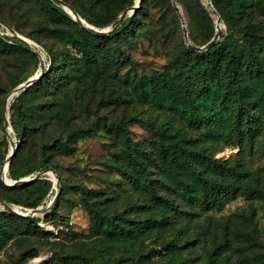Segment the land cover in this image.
Listing matches in <instances>:
<instances>
[{"label":"trees","instance_id":"1","mask_svg":"<svg viewBox=\"0 0 264 264\" xmlns=\"http://www.w3.org/2000/svg\"><path fill=\"white\" fill-rule=\"evenodd\" d=\"M63 1L79 16L85 17L72 1ZM157 1L168 2L179 18L172 0ZM31 2L51 19V27L45 29H49L54 40L64 46L56 49L44 46L20 26L13 27L21 36L40 44L49 63L47 71L22 90L9 106V120L19 144L23 142L31 120V113L27 112L22 97L42 89V83L52 71L58 73L60 65L65 66L67 73H63L64 69L59 71L62 84L54 83L55 90L66 86L64 80L68 79L69 83L73 76L86 75L95 80L101 75L100 61L110 63L127 58L119 51L117 58L111 60L113 49L107 45L108 42L112 41L114 49H118L115 46L118 39L147 14L146 0H141L139 7L110 32L96 33L74 19L55 0ZM210 2L216 14L232 30V35L216 40L208 49L201 51L190 49L181 40L159 73L141 77L133 85L130 90L132 97L142 106L147 105V116L139 121L146 126L149 137L137 142L129 137L127 125L137 119V113L112 124L114 135L118 137V147L109 150L111 159L108 165L134 191L121 195L119 191L79 187L90 230L94 234L91 243L99 248H94L92 254L63 255L54 250L53 255L62 256L63 262L77 259L78 264H264V221L260 225L254 206L243 207L231 216L204 225L198 219L201 212L219 209L237 195L250 201H261L264 207V164L260 169L252 170L242 159L244 153L253 151L256 136H264V19H253L254 11L264 16V2ZM134 3L135 0L128 6ZM185 6L195 30L193 33L189 29V41L194 46H203L216 32V20L210 16L214 12L200 0H187ZM124 11L122 9L118 14ZM0 21L12 26L1 16ZM233 38L244 45L240 56L233 48ZM65 44L71 45L80 56H73ZM1 49L25 52L34 58L35 63L40 62L37 53L18 36L11 39L0 36ZM20 82L16 80L9 89ZM102 85L106 86L104 81ZM6 93L3 88L0 105ZM75 102L64 92L61 99L39 101L31 105V109L37 110L47 125L51 122L70 129V121L82 109L79 108L80 103ZM1 116L0 112V119ZM74 135L70 134L71 137ZM61 139L58 134L51 140L43 138L41 143L45 149L56 143L57 146L59 143L66 145ZM18 146L8 170V176L14 180L38 166L36 163L16 164ZM225 147H237L238 152L226 158H216V154ZM41 169L57 171V166L43 160L40 161ZM1 175L0 171V199L9 205L35 208L51 188L46 179L8 186ZM32 186L42 188L41 195L29 201L18 197L21 190ZM55 214L53 207L45 213L44 220ZM38 220L35 216L0 211V247L16 234L43 231L44 226H39ZM106 239L112 246L107 249L117 248L115 262L102 256ZM157 255L159 259H155Z\"/></svg>","mask_w":264,"mask_h":264},{"label":"rangeland","instance_id":"2","mask_svg":"<svg viewBox=\"0 0 264 264\" xmlns=\"http://www.w3.org/2000/svg\"><path fill=\"white\" fill-rule=\"evenodd\" d=\"M70 1L77 5L82 15L92 22H88L85 17L80 15L88 24L97 28H105L112 26L119 15L118 13L122 9L127 10L130 7L128 6L129 3L133 0ZM175 2L185 19L187 31L189 32L190 29L194 33L195 30L187 17L185 6L187 0H175ZM200 2L207 6L206 0H200ZM145 6L147 14L142 16V21L139 24L134 23L131 30L118 39L115 45L118 49H114L112 41L107 44L113 49L112 55H110L111 60L117 58L119 51L127 56L125 60L115 59L114 61L110 60V63L105 62V60L100 61L101 75L95 80L86 75L69 76V83L68 79L64 80V82L66 81V86L63 87L65 94L68 93L71 99L80 103L79 108H82L78 116L70 121V129L51 122L47 125L42 120L43 118L39 117L37 110L31 109V105L36 102L63 97L62 87L56 90L53 88L54 83L62 84L59 71L63 70L65 66L60 65L58 73L52 71L38 92L22 97L27 105V112L31 113V120L28 121L27 131L21 144L18 143L13 128L10 132L14 147H17V144L20 145L15 163L23 166L36 163L38 166L35 167L36 170L19 179H27L24 184L38 179L49 181L51 188L37 207L45 208L57 195L52 206L55 208L56 214L46 222L41 221V217L44 218L45 213L35 216L39 218L37 224L41 227L44 226L43 231H28L25 234H16L11 239L5 240L0 247V264H28L31 261L40 260H42L40 264H78L77 259L68 263L63 262L62 256H54L53 251L58 250L63 255L78 252L92 254L94 248H99V246L91 243L94 234L90 230L89 216L82 202L79 187L100 188L111 192L119 191L122 193L121 195L134 191L133 187L108 165L111 159L109 150H115L118 147V137L114 135V126L111 125L137 113V119L132 120L127 125L129 137L134 142L146 140L149 137L146 126L143 125L142 121H139L142 117L147 116V105L142 106L136 98L132 97L130 90L139 78L159 73L180 46V41L183 40L184 42L181 21L178 17L176 18L177 14L168 2L159 3L157 0H146ZM209 10L211 9L209 8ZM70 15L72 16L71 13ZM0 16L12 23L10 27L20 26L23 31L38 38L44 46H51L54 49L64 46L63 43L54 40L49 29H45L51 27V19L46 16L43 9L37 8L31 0H0ZM210 16L215 21L218 15L215 17L213 13H210ZM253 19L254 21L262 20L264 16L254 11ZM219 20L222 36L219 35L218 39L223 40L225 36L232 35V30L228 29L220 17ZM2 23H0V36L8 39L16 36L11 34L3 25L5 23ZM231 42L234 50L240 56V52L244 50V45L235 38ZM29 46L42 59V64L40 62L35 63L34 58L25 52H13L9 49L0 50V100L3 96V88L7 90L4 101L0 105L1 114L7 95L14 89H9L13 82L21 80L20 83H22L30 76L40 73L41 69L47 71L49 63L44 48L36 42ZM65 48H68L73 56H80V53H77L71 45L65 44ZM101 58L105 59L104 57ZM63 73L66 75L65 69ZM102 81L105 82L106 86L102 85ZM20 92L13 95L9 106ZM8 111L10 113L9 109ZM72 133H75L74 137L70 136ZM58 134L66 145L63 146L59 143L57 146L56 143L51 148H43L41 143L43 138L51 140ZM263 141L264 136L261 134L256 136L253 151L244 153L242 157L245 165L252 170L260 169L261 165L264 164ZM9 149L10 144L1 116V168ZM237 152V147L235 149L225 147L222 152L216 154V158H226L235 155ZM43 160L56 163L57 171H55L59 180L62 181L59 187H56L51 176L41 173L43 170H40V161ZM7 177L10 178L8 171ZM41 193L42 188L32 186L21 190L18 197L29 201ZM0 195H2L1 187ZM0 201L3 200L0 199ZM119 205L124 207L123 204ZM249 205L256 208L257 219L262 225L264 221L263 203L256 200L250 201L241 195L232 197L219 209L201 212L198 219L202 225L207 222H216ZM17 208L23 213L32 209L21 205H18ZM4 210L8 211L0 205V211ZM105 242L106 247H104L102 256L108 257L111 262H115L113 259L118 255L117 248L107 249L112 246L109 245L107 239ZM98 257L100 256L98 255ZM155 259H159V256H155ZM185 264L198 263L188 262Z\"/></svg>","mask_w":264,"mask_h":264},{"label":"water","instance_id":"3","mask_svg":"<svg viewBox=\"0 0 264 264\" xmlns=\"http://www.w3.org/2000/svg\"><path fill=\"white\" fill-rule=\"evenodd\" d=\"M55 1L59 5H61L65 10L68 9L70 12L68 10L67 11L72 14L74 19L78 20L81 24L85 25L91 31L96 32V33H108L114 28V26L118 22H120L122 19H124L127 15H131L134 12V10L139 7L141 0H135V3L133 5H131L127 10H125L123 13H121L119 15L118 19L113 23L112 26H108V27H105V28H97V27H94V26H92L90 24H84L83 23L84 19L81 18L79 16V14L73 8H71L67 3H65L63 0H55ZM172 3H173V6L175 7V9H176V11L178 13L180 21H181V26H182V31H183V38H184V42L186 43V45L190 49H193V50H196V51H201V50L208 49L218 39V37L220 35L221 26H220L219 17L217 16V19H216V23H215L216 32H215L213 38L208 43H206L203 46H194L189 41L188 31H187L185 19H184L183 15L181 14L180 10H179V7L175 3V0H172ZM206 3L213 10L214 14L217 15L215 10L212 8L210 0H206ZM0 23H2V22L0 21ZM3 25L5 27H7V29L10 31L11 34H15L16 36H18L19 38L24 40L28 45L31 44L30 43L31 40L29 41L27 38L21 36L13 28L8 27L5 24H3ZM32 43H34V42L32 41ZM40 64H42V59L41 58H40ZM43 73H44V70L41 69L40 73L30 76L24 82L20 83L16 87H14V89L7 95V98L5 99V102L3 104L2 121H3V125H4V127L6 129V134H7L8 140H9L10 149H9V152L6 155L5 161H4V164L7 163L5 171L3 170L4 164H3L2 168H1V173H2L1 179L8 186L22 185V184H24L27 181V179H24V178L18 179V180H11L10 178L7 177V171H8V168H9V164H10L11 158H12L14 152H15V149H16V146L14 147V142H13V139H12L11 134H10V132H12V127H11V123H10V120H9V116L7 117V115H6V110L9 109V104H7L8 103V97L9 96L13 97V95H15L18 92L24 90L27 86L31 85L33 82H35L37 79H39L42 76ZM41 173L42 174H48L49 176H51V178H53L52 175H54L53 179H54L56 187L60 186V180H59V177H58L57 172L55 170L46 169V170H43ZM56 198H57V195L55 196V199L51 203H49L45 208H41L40 206L39 207H35V208H32V209H29V211L26 212V213H23V212L19 211L17 206L9 205L8 203H6L4 201H0V205L2 207H5L10 213H13V214H18V215H22V216H36V215H39V214H44L47 211H49L52 208ZM41 219H42L41 220L42 222H46L43 217H41ZM41 262H42V260L36 261L34 263L29 262L28 264H40Z\"/></svg>","mask_w":264,"mask_h":264},{"label":"bare ground","instance_id":"4","mask_svg":"<svg viewBox=\"0 0 264 264\" xmlns=\"http://www.w3.org/2000/svg\"><path fill=\"white\" fill-rule=\"evenodd\" d=\"M67 10H68V9H67ZM68 11H69V10H68ZM69 12H70V11H69ZM83 23H84V24H88L85 20H83ZM27 39H28V38H27ZM28 40L30 41V39H28ZM30 43H31V44H34V43H32V41H30ZM11 98H12L11 96L8 97V103H7V104H9ZM6 115H7V117L9 116V111H8V109L6 110ZM6 164H7V163H5L4 168H3L4 171H5V169H6ZM52 177L54 178V175H52ZM18 210H19V208H18ZM31 262L34 263L35 261H31Z\"/></svg>","mask_w":264,"mask_h":264}]
</instances>
